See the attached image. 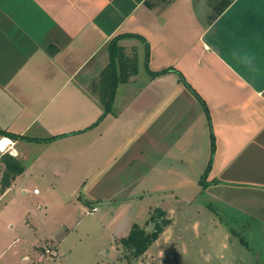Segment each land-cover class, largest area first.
Returning <instances> with one entry per match:
<instances>
[{"label":"crops","instance_id":"crops-1","mask_svg":"<svg viewBox=\"0 0 264 264\" xmlns=\"http://www.w3.org/2000/svg\"><path fill=\"white\" fill-rule=\"evenodd\" d=\"M0 129L23 166L4 187L0 153V264L59 255L53 239L19 255L11 232L68 230L96 205L124 214L119 239L157 208L160 237L206 212L224 264H264V0H0Z\"/></svg>","mask_w":264,"mask_h":264},{"label":"rangeland","instance_id":"rangeland-1","mask_svg":"<svg viewBox=\"0 0 264 264\" xmlns=\"http://www.w3.org/2000/svg\"><path fill=\"white\" fill-rule=\"evenodd\" d=\"M131 59L134 58L126 57L121 52L119 57L121 63L134 64ZM39 203L35 201L34 206H38ZM91 207L88 206L87 209H91ZM97 207L98 211L93 213L78 210L74 214L73 223L70 224L68 230L61 226L51 229L40 227L38 230L31 227L16 228L11 232L12 238L10 237L11 242L18 239L14 243L13 249H18L20 255L21 247L24 248L23 252L25 253L29 249L33 252L34 245H37L39 249L41 246H47L46 243L51 246L52 239L56 244L60 243L59 255L56 256L55 253L46 251L44 257L50 254L48 256L52 258L47 256L48 258L45 257L44 260H41L38 257L40 260L35 264H224L221 258L229 256V251L219 243L222 236L219 232L209 229V218L206 212L192 211L188 220L183 218L184 215L178 213L180 217H178L175 226L168 228L153 243L146 254L129 262L124 257L122 246L118 243L119 238L113 234L114 231L117 235H125L126 229L121 222L124 219V214H120V211L111 214L107 209H102L101 206ZM220 211V219L224 223L227 219L234 236L238 240L242 238L249 243L251 249H254L257 244H254L255 239L252 235L256 230L245 229L242 227L240 217L231 213L228 215L225 210ZM105 215L109 216L108 219L105 218ZM232 218H236V220ZM148 225L142 226L147 231H151L154 225ZM35 235H38L37 240H34ZM236 251L237 247H234V252ZM37 252L40 256V252ZM63 252H67V256H63ZM20 262L17 260V263Z\"/></svg>","mask_w":264,"mask_h":264},{"label":"trees","instance_id":"trees-1","mask_svg":"<svg viewBox=\"0 0 264 264\" xmlns=\"http://www.w3.org/2000/svg\"><path fill=\"white\" fill-rule=\"evenodd\" d=\"M111 45H113V46L111 47L110 69L113 73V87H115L116 84L118 83V78H116V71H115L116 66H117L116 58H118V50L115 46V43L113 44V41H112ZM162 72H165V71H162ZM156 74H159V73L152 72V75H156ZM181 78L186 83L182 74H181ZM113 96H114V88L112 89V92H111L109 99L106 103V109L104 111V115L108 111H110V109H111V105L113 102ZM2 136H8L11 138H17L18 137L17 135H15L11 132L0 129V137H2ZM29 139H31V138H29ZM36 140H39V139H36ZM212 141H213V151H214V147H215L214 136L212 137ZM7 155L8 154H4L2 156V157L6 158V170H5L3 177H2L4 187H8L12 183L13 177L19 173H22V171H23V166L21 165V163L15 157H13L11 155L7 156ZM210 167H211V163L208 165L207 171L210 170ZM207 171L201 179V184L203 186L208 184V182L206 181V176L208 173ZM151 222L154 225L153 229L151 231H147L146 228L144 226L140 225L139 223H134L130 229V232L126 236L118 239V243H120V245L123 248L124 257H126L129 260V262L136 260V259L140 258L141 256H143L149 250L151 245L156 240L159 239V237H160L161 233L164 231V229L172 223V219L167 217L166 211H164L161 208H157L154 210V212L152 213V215L150 216V218H149L148 222H146V224L148 225ZM240 240H241V242L245 243V241L242 238H240ZM245 245L248 246L247 244H245Z\"/></svg>","mask_w":264,"mask_h":264},{"label":"built area","instance_id":"built-area-1","mask_svg":"<svg viewBox=\"0 0 264 264\" xmlns=\"http://www.w3.org/2000/svg\"><path fill=\"white\" fill-rule=\"evenodd\" d=\"M0 138H8V137L3 136V137H0ZM8 139L11 141V143H9L8 145L5 146V149L2 152H0L1 154H5L7 152H11L12 147L14 146V141L12 139H10V138H8ZM34 192L35 193H39V189H35ZM96 211H98V207L97 206H92L91 209H86L85 212L93 213V212H96ZM46 251L51 253L50 249H47Z\"/></svg>","mask_w":264,"mask_h":264},{"label":"snow or ice","instance_id":"snow-or-ice-1","mask_svg":"<svg viewBox=\"0 0 264 264\" xmlns=\"http://www.w3.org/2000/svg\"><path fill=\"white\" fill-rule=\"evenodd\" d=\"M10 142L7 140L0 141V151L5 149V146L8 145Z\"/></svg>","mask_w":264,"mask_h":264},{"label":"clouds","instance_id":"clouds-1","mask_svg":"<svg viewBox=\"0 0 264 264\" xmlns=\"http://www.w3.org/2000/svg\"><path fill=\"white\" fill-rule=\"evenodd\" d=\"M3 140H7V141H9V142L11 143V141H10L8 138H0V141H3ZM0 152H2V151H0ZM11 155H12L13 157H15V156L18 155V153H17L16 151H13V152L11 153Z\"/></svg>","mask_w":264,"mask_h":264}]
</instances>
